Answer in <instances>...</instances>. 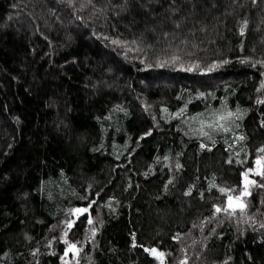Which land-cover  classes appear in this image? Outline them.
Wrapping results in <instances>:
<instances>
[{
	"label": "trees",
	"instance_id": "16d2710c",
	"mask_svg": "<svg viewBox=\"0 0 264 264\" xmlns=\"http://www.w3.org/2000/svg\"><path fill=\"white\" fill-rule=\"evenodd\" d=\"M261 149L264 0H0V264H264Z\"/></svg>",
	"mask_w": 264,
	"mask_h": 264
},
{
	"label": "snow or ice",
	"instance_id": "6c2138e0",
	"mask_svg": "<svg viewBox=\"0 0 264 264\" xmlns=\"http://www.w3.org/2000/svg\"><path fill=\"white\" fill-rule=\"evenodd\" d=\"M113 43H118V42L114 41ZM225 63H227V61H225ZM216 67H219V65H213L212 68L209 69V71H211L212 69H214ZM241 139H243V137H241ZM260 151L264 152V149H261ZM255 164H256L255 170L249 169V171H255L257 175L264 177V156L257 158L255 161ZM244 182H245L244 191L241 193V195L236 196V197L229 195L227 208L221 209V208L217 207L216 212H220V211L228 212L229 210H231V212L234 213L237 208H239L240 210H243L246 207V205L243 203L242 196L250 195V192L248 191L249 185L256 184V181L250 180L248 178V174L245 173L244 174ZM220 191L223 193V192L230 191V190L220 189ZM73 211L75 214H83V213L87 212L88 209L87 208H83V209L77 208V209H74ZM88 223L91 224L92 221L89 220ZM68 227L71 228L72 224L69 223ZM68 251L69 252H78L79 250L77 249L75 244H71L68 247ZM151 252L153 255L157 256L158 258L163 257V255H164L163 253L157 252L156 249H151ZM65 254L67 255V252Z\"/></svg>",
	"mask_w": 264,
	"mask_h": 264
}]
</instances>
